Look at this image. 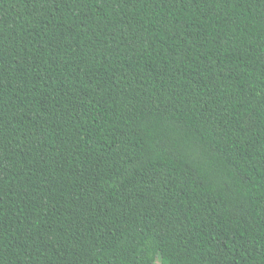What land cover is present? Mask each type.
I'll use <instances>...</instances> for the list:
<instances>
[{"label": "trees", "instance_id": "1", "mask_svg": "<svg viewBox=\"0 0 264 264\" xmlns=\"http://www.w3.org/2000/svg\"><path fill=\"white\" fill-rule=\"evenodd\" d=\"M0 264H264V0H0Z\"/></svg>", "mask_w": 264, "mask_h": 264}]
</instances>
